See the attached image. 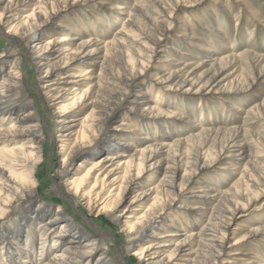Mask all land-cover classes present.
Returning a JSON list of instances; mask_svg holds the SVG:
<instances>
[{"label":"bare ground","instance_id":"6f19581e","mask_svg":"<svg viewBox=\"0 0 264 264\" xmlns=\"http://www.w3.org/2000/svg\"><path fill=\"white\" fill-rule=\"evenodd\" d=\"M32 1L36 2L31 11L18 15ZM59 1L0 0V36L7 41L0 52V264H123L130 248H136L132 254L136 264H258L257 254L232 252L260 239L264 227L238 234L229 229L251 200H256L257 196H250L258 194L253 188L261 193L264 188L263 166L246 154L248 140L264 148V131L253 130L264 126L254 122L262 120L254 114L258 108L247 111L240 124L230 129H198L180 137L174 132L180 126L168 122V117L166 121L156 117L143 121L128 116L140 111L139 103L148 98L145 110L163 115L157 105L166 104V98L150 86L151 80L167 87L196 86L208 92L217 87L222 70L232 62L238 63L247 79L261 75L264 56L251 52L234 55L229 49L214 55L212 34L223 36L206 11L203 19L189 14L205 34L200 43L190 42L195 51L185 53L196 60L171 58V48L165 45L172 36L196 39L191 26H177L181 32L172 30L178 22L176 14L200 0H175L168 9L157 0H121L131 5L127 25L138 38L118 31L102 43L86 37L91 28L78 22L75 27L61 25L58 19L76 1ZM226 3L229 7L221 6L227 15L237 4L256 17L248 0ZM112 9L123 7L113 4ZM46 26L51 34L69 32V36L46 41L40 37ZM221 42L224 45L226 40ZM29 43L26 55L20 46ZM23 56L40 75L33 85H26L22 72L14 70ZM10 60L11 67H6ZM75 60L79 63L71 68ZM202 68L203 73L196 75ZM252 80H245L234 91H253L257 87ZM226 103L232 110H240L234 103ZM43 116L49 119L46 126ZM172 116L183 119L179 114ZM120 118L125 120L119 122ZM190 123L196 127L194 121ZM196 140L197 148L184 154L186 146ZM46 143L50 155L55 145L64 155L59 176L51 177V190L83 218L86 212L93 215L96 220L88 216L91 227L76 223L72 213L68 215L61 205H50L38 192L39 171L44 163H53L46 157ZM246 158L236 183L243 184V191H235L234 186L231 192L222 190L210 169L223 161L219 168L231 171ZM76 160L93 161L81 173L85 167L74 168ZM183 211L203 220L195 222ZM103 215L119 234L99 229L97 221ZM106 235L114 237L112 246L118 258L115 253L110 255L112 243Z\"/></svg>","mask_w":264,"mask_h":264},{"label":"rangeland","instance_id":"374dc122","mask_svg":"<svg viewBox=\"0 0 264 264\" xmlns=\"http://www.w3.org/2000/svg\"><path fill=\"white\" fill-rule=\"evenodd\" d=\"M62 1V0H61ZM61 1H59L61 3ZM71 2L76 3L69 9L64 12V14L58 19L59 23L64 26L69 27H75V24L78 22V24L84 25L88 30L91 28L90 32L87 33L86 37H92L96 38L97 42L102 43L107 40H111L112 33L115 34L118 31H123L126 34H129L132 36V38L137 39L138 37L134 34L132 28H130L127 25L129 16V9L131 5L126 4L125 2H122L121 0H86L85 3L82 2V0H70ZM160 5H163L165 9L169 8V4L174 6L176 4L175 0H157ZM187 1V0H184ZM36 1H32L29 5V7H26L23 12H21L18 15H25L27 12L31 11L33 8V3ZM221 2V3H220ZM248 2H251L252 8L255 11L256 17L253 15H250L247 10L242 9L239 5H234V7L230 8V16L226 14L224 11V8H222L221 4L224 3L228 7V3H226V0H200L194 7L192 8H185L180 13L176 14L177 17V23H173L172 30L181 32V30H177V26L181 28H187V26H191L193 28L192 32L195 34V38H191L189 36H186L184 39L177 38L175 36L171 37V41H168L167 45L170 50V54L172 55L171 58L179 59L180 62L183 61H192L196 60V58L192 56H187L185 53L191 54V52L195 51V49L190 45V42H198L200 43L199 39L205 38V34L203 29L197 27L195 23L192 22L189 14L190 13H196L197 16H199L201 19L204 18V15L206 13L212 14L211 16L215 18V25L216 28L220 30V34L223 36H217L216 34H212V41L213 43H210L212 46V49L216 52H214V55H219L221 53L226 54V50L229 49L230 53L234 55L241 54L243 52H251L254 54H260L264 56V3L260 0H248ZM60 3L58 5H60ZM115 7L122 6L123 9L121 10H110L111 5ZM118 4V5H117ZM180 4H186V3H180ZM216 4V5H215ZM178 9V8H177ZM212 10L213 12H211ZM16 11H13L12 14H14ZM96 18V19H95ZM172 21H168V24H171ZM180 23V24H178ZM58 24V23H57ZM56 24V25H57ZM103 25L105 27H103ZM168 27V26H167ZM60 31V30H57ZM51 29L49 26H46L41 32L40 37L44 40H49L50 38H60V36L67 37L69 36V32L62 34H51ZM176 34V33H174ZM53 35V36H52ZM120 38V37H119ZM224 39L226 42L223 43L221 40ZM206 45V44H205ZM102 46V45H100ZM224 46V47H223ZM7 47V41L5 42L3 36H0V52L6 49ZM30 43L25 47L24 44L20 46V51L24 52L26 55L29 53ZM13 52H11L12 54ZM193 54V53H192ZM160 55V54H159ZM22 58V57H21ZM206 61V60H205ZM208 62V61H206ZM2 62L0 61V64ZM79 62L77 60L73 61L70 64L71 68L76 67ZM12 61H7L5 63L6 67H11ZM155 65V63H154ZM190 65L188 64V67ZM19 69L20 72H22V76L25 77V84L33 85L35 79H37L40 75L38 72L33 70V67L31 66V63L27 64L24 56L22 61L18 62L16 66H14L15 69ZM17 69V70H18ZM205 68H202L197 71L196 75H200L203 73ZM241 72V68H239L238 63L232 62L225 66V68L222 70V74L220 75V81L217 83V87L219 88V91H215L214 89H210V91L206 92L203 90H197V87H191V88H185L183 86L181 87H167L165 84H159L155 83V80H151V87L158 92H160L163 97L166 98L167 105L164 103H160L157 105V108H159L163 115L156 116L155 113H149L150 111H146V106H149V100L150 98L142 101L143 103L137 102L136 105L139 103L138 107L140 108V111L133 112L134 114H131V118L139 119V120H154L155 117L157 119L166 121V117L170 119L168 122H174L178 123V126L175 127L174 132L177 137L185 135L187 132H194L198 129H230L231 127L235 125L240 124V119L246 115L247 111H250L254 108H258L256 111H254V114L256 116H261L262 120H255V123H258L259 125H264V83L261 82V80L264 79V73L257 76L249 77L248 79L244 77V75ZM252 80L253 86H256L257 88L253 91H249L246 93H241L240 91H234V87L241 86L245 83V80ZM247 82V81H246ZM251 82V83H252ZM29 87V86H28ZM30 88V87H29ZM188 89V91H187ZM222 89V90H221ZM227 90L229 92H227ZM222 91V92H221ZM246 96H245V95ZM234 103L236 107H239V111L232 110L227 103ZM38 109L40 108L42 111L44 109L43 105L38 102ZM40 110V111H41ZM41 111V112H42ZM46 111L47 108H46ZM245 112V113H244ZM261 114H260V113ZM263 112V113H262ZM173 114H179L182 116V120L177 121L175 118H172ZM172 118V119H171ZM125 119L120 118L118 121H124ZM173 120V121H172ZM49 119L44 118L42 119L43 125H47ZM190 121H194L196 127H193L194 124H191ZM67 122L66 124H68ZM174 124V123H173ZM70 125V124H69ZM254 131L257 130H263L264 126L262 128H254ZM47 131V130H46ZM197 132V131H196ZM199 142V140H198ZM197 140L190 143V145H187L186 148L183 150L184 154H188L190 150L196 149L198 146ZM250 148L247 150L246 154L248 158L256 160L260 163L261 166H263L264 169V148L257 147L256 142L254 140H248ZM49 143H46L45 145V154L48 159H52L53 163L52 165L50 163H44L41 171L38 173V179L40 181L38 192L41 196L45 198L47 203H49L52 206L61 205L64 207V211L70 215L72 213L73 217L75 218L76 223H81L88 228L91 227L89 224V218H93L96 220V218L86 212L85 218L82 217V214L79 212H75L71 209V205L68 201H65L60 195L53 192L51 190L50 184L51 183V177L56 178L59 176V172L61 171V163L64 158V155H62L59 151V146L55 145L52 149V155H50L51 147L48 145ZM209 146H207L208 148ZM254 148V149H253ZM217 149V146H216ZM256 151H258V154L256 155ZM206 158V155H204ZM209 159V157L207 158ZM245 160L242 162H238L236 165V168L228 171V170H221L219 167L222 166L224 163L218 162L213 166L212 169H210V173H214L216 180L218 181V186L221 187L222 190H227L228 192H231V186H234L235 191H243V184L237 183L238 176L240 175V172L242 170V166L244 165ZM93 160H76L74 162V168L78 165L82 164L83 167H85L83 170H81V173H84L86 169L89 168L90 162ZM220 173L224 174V176H221ZM206 174V172H205ZM201 177V175H200ZM213 178V176H212ZM259 184L261 185V181L258 179ZM254 192L258 194L250 195L251 197H256V200H251L250 205L247 207V210L242 213V216L240 218H235L230 226V231H234L235 234L242 233L246 229H251L255 227H264V188L261 193L260 189L253 188ZM188 199V198H186ZM191 200H196L194 198H189ZM189 200H186L188 202ZM191 203V202H189ZM121 210V208H120ZM183 214L186 215H192L195 219V222L202 221L201 216H197L196 214L193 215L191 212L183 211ZM89 216V218H88ZM74 221V222H75ZM89 224V226H88ZM97 224H99V229L102 231H108L109 234H116L120 233L119 230H116L114 224L110 221L108 216L103 215L101 218L97 221ZM87 227H84V229L89 231ZM235 228H238L240 230H233ZM106 238L110 241L111 246L113 245V242L115 241L114 237L111 235H106ZM245 245V246H244ZM39 248V245H36V248ZM37 248V250H38ZM236 249V247L234 248ZM237 249L239 251H233L232 253H239L237 255H240L241 253H252L257 254L258 259H256V262L258 264L264 263V233L262 234V237L254 239L253 241H250L248 243H244L243 245L237 246ZM236 249V250H237ZM112 251L110 255L115 258H118V251L115 249V247L112 246ZM136 252V248H130L128 251V258L126 263L123 264H136L135 263V257L132 256ZM38 253V252H37ZM52 254V251L48 252L45 255V259L47 260ZM113 254V255H112ZM261 260V261H260ZM29 264V263H26ZM122 264V263H120Z\"/></svg>","mask_w":264,"mask_h":264}]
</instances>
